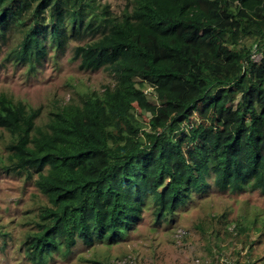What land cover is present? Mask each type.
<instances>
[{"label":"trees","instance_id":"obj_1","mask_svg":"<svg viewBox=\"0 0 264 264\" xmlns=\"http://www.w3.org/2000/svg\"><path fill=\"white\" fill-rule=\"evenodd\" d=\"M127 1L117 13L103 0H0V67L38 73L72 51L114 79L42 122V107L0 92V173L40 196L20 262L119 244L145 211L171 225L212 188L264 194V0Z\"/></svg>","mask_w":264,"mask_h":264},{"label":"rangeland","instance_id":"obj_2","mask_svg":"<svg viewBox=\"0 0 264 264\" xmlns=\"http://www.w3.org/2000/svg\"><path fill=\"white\" fill-rule=\"evenodd\" d=\"M103 2L117 13L128 3ZM113 83L114 79L103 70L81 69L80 62L72 60V51L50 60L38 73L30 74L23 66L0 67V92L30 107H42L41 122L78 92L100 91ZM6 155L5 142L0 141V161ZM39 202L33 183L0 173V233L9 234L7 249L0 252V264H30L19 261L22 257L16 249L31 229L27 224ZM250 242L255 243L251 257L246 254ZM249 258H263L259 264L264 263V194L250 189L220 193L212 188L208 194L193 197L171 225H156L151 213L145 211L143 221L126 241L91 248L80 243L69 259L57 258L53 264H225Z\"/></svg>","mask_w":264,"mask_h":264}]
</instances>
